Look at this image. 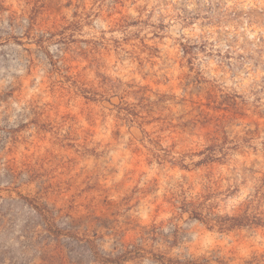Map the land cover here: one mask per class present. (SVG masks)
I'll return each mask as SVG.
<instances>
[{
	"label": "clouds",
	"instance_id": "9594fccd",
	"mask_svg": "<svg viewBox=\"0 0 264 264\" xmlns=\"http://www.w3.org/2000/svg\"><path fill=\"white\" fill-rule=\"evenodd\" d=\"M213 3L211 23H188L180 0H83L77 43L55 66L47 36L73 22L72 9L14 31L19 43L0 39V201L40 198L77 218L108 205L112 228L85 239L101 258L139 248L129 264L264 257V0ZM7 6L5 17L28 19L29 0ZM209 149L213 162L201 164Z\"/></svg>",
	"mask_w": 264,
	"mask_h": 264
},
{
	"label": "rangeland",
	"instance_id": "374dc122",
	"mask_svg": "<svg viewBox=\"0 0 264 264\" xmlns=\"http://www.w3.org/2000/svg\"><path fill=\"white\" fill-rule=\"evenodd\" d=\"M187 2L188 0H180L179 11L183 13V19L188 23L200 19L201 16L211 23L213 17L220 15V6L214 4L213 0H208L207 5L203 3V0H198L197 8L194 11H188L185 7ZM29 3L31 9L28 13V19L19 18V22H17L18 18L15 11L7 17L4 16V13L10 11L7 6L8 0H0V39L8 38L19 43L16 37L12 35L14 31L18 33L26 25L31 31L32 27L36 25L37 18L44 13L59 15L63 9H72L73 22L60 27L54 24L53 27L56 28V31L50 32L47 36V41L50 42L53 51L48 52L45 49L44 54L48 61L55 66L61 59V52L70 50V46L77 43L72 35L79 30V9L83 5V0H29ZM100 3L108 8H114L120 3V0H100ZM61 19L64 18L61 17ZM137 24L138 21H132L127 26L135 27ZM159 27L163 30L164 25L161 24ZM66 33L68 35H65ZM55 36H60V39L53 43ZM8 39H5L6 44ZM44 41L45 37L41 36L38 43ZM185 51L188 53L192 49L186 48ZM137 95L139 104L143 105L145 98L142 95ZM95 97L96 94L93 91L89 99L95 100ZM163 99L161 98V102ZM221 102L227 104L230 109L235 108L234 101L229 97L221 98ZM152 110L151 107L148 108L149 112ZM124 111L133 118L139 115L131 108H125ZM179 127L185 130L189 129L191 122L180 124ZM42 130H47L46 126ZM7 139L8 133L4 132L3 136L0 137V151L3 150L4 142ZM68 147L71 148L72 145L69 144ZM211 151L209 149V155L200 162L201 164L213 162L214 157L211 155ZM92 154L95 155V152L93 151ZM3 179L7 181L13 179L11 170H8ZM2 182L0 180V183ZM114 215L113 209L108 205H105V211L98 216L90 213L85 218H77L71 214L58 213L54 207L46 204L40 198L21 197L16 201H0V264H109L102 263L104 258L97 254L94 245L85 237L90 236L93 232L111 229ZM56 229L63 231L61 235H55ZM160 235L163 236V233ZM171 235L174 237L171 244L175 245L181 237L175 231ZM164 239L167 241L166 236ZM134 251L140 253L139 248ZM158 257L161 256L153 257L156 264H160L157 261ZM164 259L167 260L166 257ZM213 260L216 261V264H223V261L216 257H213ZM129 261L131 260L121 264H129ZM204 264H209V262L205 261ZM253 264H264V257L254 258Z\"/></svg>",
	"mask_w": 264,
	"mask_h": 264
},
{
	"label": "trees",
	"instance_id": "16d2710c",
	"mask_svg": "<svg viewBox=\"0 0 264 264\" xmlns=\"http://www.w3.org/2000/svg\"><path fill=\"white\" fill-rule=\"evenodd\" d=\"M193 217L196 218V219H200L201 218L200 217V212H199L198 209H194L193 210ZM242 222H247V217H244V218H241V219H237V220H233L232 224L233 225H237V224H240ZM52 224H54V223H52ZM62 232L63 231L56 229L54 233H55V235L59 236V235H61ZM135 249L125 250L124 252H122L120 254H117L114 258H112V257L104 258L102 263L121 264L124 261L135 259L139 255V252L134 251ZM158 258L159 259L157 261L160 264H166V263L167 264H173V262L169 261L168 259L165 260L163 256L158 257Z\"/></svg>",
	"mask_w": 264,
	"mask_h": 264
}]
</instances>
